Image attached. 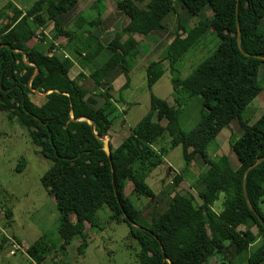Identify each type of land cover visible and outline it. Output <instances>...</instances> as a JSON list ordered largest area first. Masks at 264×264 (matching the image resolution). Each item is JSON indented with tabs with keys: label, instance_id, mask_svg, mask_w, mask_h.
Returning a JSON list of instances; mask_svg holds the SVG:
<instances>
[{
	"label": "trees",
	"instance_id": "1",
	"mask_svg": "<svg viewBox=\"0 0 264 264\" xmlns=\"http://www.w3.org/2000/svg\"><path fill=\"white\" fill-rule=\"evenodd\" d=\"M76 3L35 0L21 10L9 2L10 21L0 26V110L18 119L38 153L51 162L40 182L55 201L63 243L79 234L82 242L77 249L82 250L86 246L84 224L93 221L95 209L105 204L114 218L127 223L129 235L139 244L141 264H208L209 257H216L218 264H231L256 244L247 264H264V111L251 123L242 118L245 107L261 90L257 73L264 63V33L258 26L264 18V0H148L144 7L134 0H115L129 21L107 44L89 31L82 43L79 28L61 27L59 15ZM179 3L192 15L208 6L211 15L199 18L190 28L178 21L163 55L146 65L149 89L166 70L170 72L175 104L151 92L149 110L117 146L109 145L111 166L101 138L108 135L117 116L108 92L111 88L100 92L103 100L97 104L78 82L83 74L69 76L73 61L53 52V43L43 36L29 45L27 33L33 34L47 22L56 35L71 33L64 47L83 67L103 48L110 50L109 59L91 78L98 87L108 83L110 72L121 73L125 89L137 54L133 34L164 30L163 19L176 13ZM77 20H82L81 14ZM96 23L99 18L82 25L91 28ZM210 29L218 37L217 46L189 75L180 77L179 60ZM33 91L43 94L41 104L31 100ZM192 96L200 98V117L196 126L184 132L178 123L179 111L182 100ZM233 119L242 130L239 136L229 137L236 167L225 154L211 158L207 153L209 143ZM165 134L171 147L181 146L185 169L196 155L207 164L197 175L201 201L188 193L171 197L173 188L168 185L162 191L164 208L147 221L124 188L128 183L136 196L156 199V192L144 181V170L162 163L165 147L158 153L155 145ZM25 164L20 158L16 169ZM227 246L233 247L232 260L225 257ZM47 249L38 238L25 252L35 264H42Z\"/></svg>",
	"mask_w": 264,
	"mask_h": 264
},
{
	"label": "rangeland",
	"instance_id": "2",
	"mask_svg": "<svg viewBox=\"0 0 264 264\" xmlns=\"http://www.w3.org/2000/svg\"><path fill=\"white\" fill-rule=\"evenodd\" d=\"M34 1L0 0V26L10 21L8 17L11 15V10L7 7L9 2L21 10H25ZM145 1H140L138 5L144 7ZM176 11V13H169L165 16L163 22L167 25L162 32L148 37V41L140 37L142 43H145L143 50H147L148 44L151 45L158 40V44H163L159 48H154L151 54L149 52L151 60L164 53L165 45L178 28V21L186 28H190L199 18L211 15L208 6H205L199 15H192L180 3L176 5ZM81 16L82 20L87 22L98 18L94 9L86 8L81 12ZM119 20L121 21V19ZM52 28V23L47 22L43 29L39 27L33 34L27 33L28 44L33 45L43 36L48 43L52 42L57 50L59 45L64 44H61L63 37L56 35ZM258 29L264 33V18ZM178 32L180 33V30ZM199 42L198 45L186 52L183 62L181 61L182 64H178L180 77L189 75L200 61L213 52L218 44V37L210 29ZM139 48L142 50L140 46ZM57 54L63 55L58 52ZM136 57L131 61L129 86L118 92L112 91L111 99L118 104V106L116 105L118 111L116 112L117 116L113 117V124L108 135L102 137L105 150L107 143L115 147L122 138L128 135L130 128L149 110L151 92L155 96L175 104L170 72L166 70L149 89L146 84L145 63L142 64ZM100 64L98 60L97 65ZM122 77L124 78V75ZM257 80L261 90L253 101L248 103L242 113V118L249 123L264 111V63H260L258 66ZM83 86L95 98H97L98 87L107 91L105 86L95 87L92 78L84 80ZM108 92L110 93V90ZM29 96L37 105L44 101L42 97H38L40 95L37 92L33 91ZM253 105H257L256 108ZM200 109L199 96L182 100L178 117L179 127L182 131L186 132L197 125ZM241 131L238 121L233 119L226 128L224 127L218 132L214 141L209 143L207 147L209 157L214 158L225 154L229 157L232 166L236 167L238 162L229 147V137L231 135L239 136ZM169 141V137L165 134L155 145V150L158 153H161V147H165L162 163L148 171L144 170V181L157 194L154 201L144 196H136L132 192V187L128 183L125 184V192L129 194L133 204L138 207L140 217L147 221H150L153 212L161 211L164 208L162 191L168 185L173 188L171 197H180L188 193L198 203L201 201L197 195V191L201 187L197 185V175L206 169L207 164L196 155L190 161L189 167L185 169L181 146L171 147ZM20 158H24L26 164L21 170H17L16 166ZM50 164V160L38 153L37 148L31 143L27 129L18 119H10L7 112L0 110V264H35L27 256L25 249L38 238H42L48 246L42 264H141L137 257L139 244L129 235L127 223L121 218H114L111 210L105 204L95 209L93 221L84 224L86 246L82 250L78 251L77 249L82 242V237L79 234L73 235L68 242L63 243L58 233L59 212L55 201L40 182V178ZM262 210H264V203ZM7 211L11 214L7 215ZM226 243L228 244V242ZM62 244L64 245L62 246ZM257 245L252 246L247 252L240 253L231 264H247L248 253L253 251ZM207 260L208 264L212 260L218 264L216 257H209ZM225 262L228 264L227 261Z\"/></svg>",
	"mask_w": 264,
	"mask_h": 264
},
{
	"label": "crops",
	"instance_id": "3",
	"mask_svg": "<svg viewBox=\"0 0 264 264\" xmlns=\"http://www.w3.org/2000/svg\"><path fill=\"white\" fill-rule=\"evenodd\" d=\"M140 1H142V0H134V2L137 5L139 4ZM147 1L148 0H146L144 2V4ZM176 5H175V9H176ZM138 6H140V5H138ZM140 7H142V6H140ZM17 8H19V7H17ZM85 8L86 9H94L96 11V13L98 14L99 23L98 24L96 23L91 28L89 26L87 27V25H85V24L82 25V23H85L86 21L80 20V22H77L78 21L77 17L81 14L83 9H85ZM58 19H59V22L61 24V27L63 29H65V30H71L73 28H79L77 31L83 33V35H82V43H85L86 33L89 31L91 34H93L96 37H98L99 40L103 44H107L108 41L111 40V38L113 36V32L119 31L129 21L128 16H126L122 11H120L117 8V6L115 4V0H77L76 5L74 7H72L70 10H68V11L62 13L61 15H59ZM119 19H121V21ZM88 22H90V20ZM165 25H167V24H165ZM66 26L68 28H65ZM42 29H43V27H42ZM162 31L163 30H153V31H150L146 35L141 34V33H134L133 34V38L137 41V47H136L137 48V54H136L137 57L136 56L135 57L137 59H139V61H141L142 64L145 63V68H146L147 63L151 60L150 56H149V52L151 54V51L154 48H159L163 44L162 43L158 44L159 43V40H158L155 43H151V45L150 44H148V45L146 44L147 45V50L146 49L143 50V45H145V43H142L143 41L140 40L141 39L140 37H143V39L145 38L147 40L148 37H152V35H155L158 32H162ZM59 36L63 37V40H62L61 44L62 43H64V44L63 45H59V48L57 50H56L57 47H54V50L53 49L52 50L55 53H57V52L58 53H63V56L65 58H69V59H71L73 61V66L69 70V76L71 78H76L78 76V74L82 73L83 76L80 78V80L78 82H79V84L82 87H84L83 86L84 80H87V79L91 78V73L95 69L100 67L106 60L109 59V57L111 56V51L106 49V48H103L94 58L91 59V61L86 63L85 66L83 67V66L79 65V62L77 61L76 58L72 57V55L69 52V50L64 47L67 44V42L69 41V38H71V33H66V34L59 35ZM66 39H67V42H65ZM50 40H52V39H50ZM168 43H169V41H168ZM199 43L200 42H198L196 45H198ZM167 44L165 45V47H167ZM139 46L142 48V50L139 48ZM149 46H150V48H149ZM163 51H164V48H163ZM162 55L163 54H161V56ZM185 55H186V53H185ZM161 56H156L157 57L156 59L160 58ZM182 58L179 60L178 64L179 63L182 64V62L184 60V58L183 59ZM98 60L101 63L100 65H97V61ZM178 64H177V66H178ZM128 75H129V78H130V71H129ZM122 76L123 75L121 73L110 72V74L106 78L108 83L103 82L101 84V86H105L106 88H108V87L111 88L110 89L111 97H112V91H116V92L121 91V89L123 87V84L125 82V79ZM130 80H129L128 86L130 84ZM101 91H103V89L98 87L97 98H95L94 96L90 95V93L88 91H87L88 92L87 95H90V96L94 97V99L97 101V104H100L102 102V100H103V98H101L99 96ZM39 95L40 96H38V97H42L43 98V94L39 93ZM120 100H122V99L120 98ZM113 103L115 104V106L116 105L118 106V104H116V102H113ZM253 106L256 108L257 105H253ZM224 253H225V257L228 260H232L234 258V250H233L232 246H229L228 248H224ZM209 264H217V262L212 260L211 262H209Z\"/></svg>",
	"mask_w": 264,
	"mask_h": 264
},
{
	"label": "water",
	"instance_id": "4",
	"mask_svg": "<svg viewBox=\"0 0 264 264\" xmlns=\"http://www.w3.org/2000/svg\"><path fill=\"white\" fill-rule=\"evenodd\" d=\"M0 45H2V44H0ZM262 58H264V57H262ZM87 121L89 122V120L87 119ZM102 138V137H101ZM106 147H107V149L105 150L106 152H107V154H108V158H109V162H110V164H111V158H110V155H109V143H107V145H106ZM111 166H112V164H111ZM116 196H117V194H116ZM161 249H162V252H163V248L161 247Z\"/></svg>",
	"mask_w": 264,
	"mask_h": 264
}]
</instances>
